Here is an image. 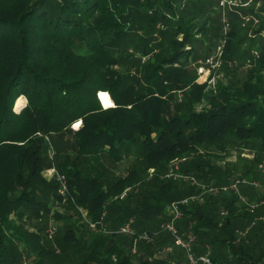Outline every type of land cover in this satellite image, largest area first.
<instances>
[{"label":"trees","instance_id":"1","mask_svg":"<svg viewBox=\"0 0 264 264\" xmlns=\"http://www.w3.org/2000/svg\"><path fill=\"white\" fill-rule=\"evenodd\" d=\"M189 6L196 5L0 0V264H191L182 248L162 256L174 241L162 228L172 218L170 205L203 189L184 187V179L172 176L171 162L185 160L178 173L211 186L230 177L219 164L230 149L253 144L264 150V85L255 69L242 85L217 93L198 83L200 61L222 41L203 57ZM239 10H231L239 22L226 14L237 33H224L223 15L215 26L201 13L208 16L197 31L217 30L211 37L225 39L221 69L234 68L238 51L231 45L239 35L241 42L248 38L242 35L246 16L260 20L254 32L264 29V0ZM262 38L257 58V40L250 41L240 61L245 68L249 60L264 67ZM122 66L132 72H119ZM100 92L110 97L101 101ZM179 93L183 104L174 96ZM21 97L25 103L17 110ZM204 101L209 106L197 112ZM251 165L238 169L242 178L261 182ZM53 168L54 182L45 176ZM58 177H64V194ZM254 193L251 203L264 200V192ZM225 195L181 207L176 225L181 233L194 231L192 254L199 258L210 249L213 264H264V221L255 222L264 206L252 213L233 193ZM63 200L77 218L72 223L70 216L53 240L38 216L50 218L52 205ZM27 218L40 228L31 230ZM129 220L133 235L120 232ZM144 234L154 240H141Z\"/></svg>","mask_w":264,"mask_h":264},{"label":"rangeland","instance_id":"2","mask_svg":"<svg viewBox=\"0 0 264 264\" xmlns=\"http://www.w3.org/2000/svg\"><path fill=\"white\" fill-rule=\"evenodd\" d=\"M190 1H193L196 6H191V7L189 6V9H188L189 16H194L193 22L196 23V27H195L196 36H198V38L203 42L202 50L204 52L203 57H205L206 54L208 53V49H210L211 45H214L215 43L217 45L219 43V41H222L225 44V39H223L222 37H220L219 39H217V38L215 39V38L211 37L212 33H213V35H217V33H218L217 30L213 31L212 33L210 32V30H204L203 32L197 31V30L202 28L201 27L202 20L204 18H206V16H208L205 13H203L201 15V13L207 12L208 14H210L212 22H214V25L217 26L218 25L217 22L219 20H221L222 15H223V19H224V17H226V14L230 15V17L232 18L233 12L231 10H233V9H231V10L230 9H226V10L221 9L219 7V1L218 0H190ZM259 2H261V0H259ZM180 5H184V4H180ZM203 6L205 9L203 8ZM236 10H238V11H235V13H237V14L240 13L239 9H236ZM204 15H205V17H203ZM187 18H189L188 15H187ZM232 19L237 21V22L241 21L239 18H232ZM224 23H225L224 25L222 24V27H223L222 30L224 31V33H229L231 30H236L235 31L236 33L239 31V27H235V29H233V28L231 29V24L229 21H224ZM246 26L247 27H245L246 29L243 30L242 35L248 36L247 39H249V41L247 42L246 41L247 39H246L245 40L246 43H245V41L241 42V39H240L241 37H239L241 35H239L237 37V40L234 41L231 45V46H235V48H237V51H238L237 60H235L233 63L234 68H232V67L230 68L228 65L225 64L226 66H224L222 69L220 68V69L213 70L211 73L207 69H204L202 72V70H200V68H199L198 83H200L201 85H206L208 92L217 93L223 87H225L229 84H235L237 81L240 82L242 85L245 80H247V79L249 80V78L252 74L250 72L254 69H255L254 75L256 76L255 77L256 81L258 82V84L262 83L264 85V67H260V65H261L260 63H258L256 66L253 65L250 68H245L244 64L240 63V61L242 62L245 58V56H244V55H246L245 50L250 47V45H249V44H251L250 41L251 40H254V41L257 40L255 43L256 44L255 49H259V46H260L259 39H260V37L264 38V29L262 30V33L260 35L257 34L258 32H254L255 29L256 30L258 29L257 28L258 25H256L254 22L248 23V24H246ZM222 30L220 31L221 35L223 32ZM263 38L261 40H263ZM243 43L248 44V46H245V48H244ZM241 44H243V46H241ZM229 62H230V64L232 63V61H229ZM259 67L261 69H259ZM118 70L121 73L130 72V70L132 72V69L128 66H122L121 68H118ZM174 96H176V98H177L176 101L178 103L183 104V100L185 99V96H183L182 93H179V94L174 95ZM177 102H176V104H177ZM208 106L209 105L207 104V102L204 101L200 104H197L195 106V110L197 112H201L203 109L207 108ZM179 159H181V158L175 159L171 162L172 163V166H171L172 176H174L176 178H180L179 181H182V179H184L185 180L184 181L185 182L184 187H189V185H191V184L196 185V184H193V180H197L198 181L197 185L202 186L203 189H202V192L195 194V195L199 198V200L202 203H204L212 194L215 196V198H221L225 194H226L225 196H228V198H231V196L227 195V193L224 191H222V193H220V194H222L220 196L218 194H214V189L220 190V189H224V188H229L231 183L235 182V181H239L238 192L229 191L230 193H228V194L233 193L234 196H237L240 201L245 203L246 207L249 208V210L253 204L255 205V203H251L249 200L252 195H254V196L256 195L254 192L257 191L259 193V195H261L264 192V182H263L264 181V150L259 145H253L252 144L245 149H239V148L230 149L228 151V155L226 156L225 163L219 162V164L223 166L222 167L223 169L230 170L229 173L227 174L230 177L222 176L223 182H221V181L217 182L215 180V181H213V185H211V186H207L205 184H202V181L195 179V177L180 175L178 173V171H180V168L182 167V165L185 162H180ZM252 163L257 165V173L259 174L260 178H263V180L261 179L262 180L261 182L256 181L255 179H253V177H250V176H248L247 178H242L241 172L238 171V169L241 168L242 165H247L248 167H253V165H251ZM234 167H237V168L234 172H232L231 170ZM45 176L50 181L54 182V180H56L55 179V169L53 168V169L48 170L45 173ZM57 184H60V185L63 184V182L59 179V177L57 178ZM253 186L257 189L252 190L251 187H253ZM182 189H184L183 185H182ZM211 191H212V194H211ZM58 192L60 194L63 193L62 191H59V190H58ZM134 198H136V196H134ZM122 199H124V197L121 198L120 200H122ZM124 200L126 201L127 198H125ZM243 200H245V202ZM260 202H256V204H259ZM125 204H126V202H125ZM68 205L69 204H67V200H63L62 202L61 201L55 202L52 205V214H51L50 218H47L46 215H44V216L39 215L38 216L39 219H42V222H40V227H45L48 224L46 229H44V234H48V230H49L50 226L57 227V232L51 237V239H53V240L56 239L57 236H59V235L62 236L64 234V231L66 229L65 223L69 222L68 219H70L69 218L70 216H73L71 218L72 223L77 218V215L74 216L76 214L75 211L70 210V209L68 210V208H70V206H68ZM126 205H124V206H126ZM241 206L244 207L243 205H241ZM257 208L254 211H256ZM223 215L226 216L227 212H223ZM59 216H61V217H59ZM106 218H109V216L106 215ZM131 221H134V220H131ZM258 221H264V216H260L255 220V222H258ZM25 224H26V226L31 225L29 218H27V221H25ZM40 227H36L34 225H31L30 229L36 231ZM94 227L95 226H93V228ZM142 236L140 238L141 240H144L147 243L152 242L148 239L142 238ZM134 250H137V244L136 243L134 244ZM134 250H133V252H134ZM139 251H140V249H139ZM138 256H140V252H139Z\"/></svg>","mask_w":264,"mask_h":264},{"label":"built area","instance_id":"3","mask_svg":"<svg viewBox=\"0 0 264 264\" xmlns=\"http://www.w3.org/2000/svg\"><path fill=\"white\" fill-rule=\"evenodd\" d=\"M219 1V7L223 10L226 9H239L241 7L245 8V7H251L254 3L255 0H248V1H243V0H218ZM261 6V3L258 4V7ZM264 18V15H263ZM245 23L244 26H246V24L251 23L252 21L258 25L259 24V19L258 18H254L251 15H248L244 18ZM224 21H227V17H224ZM223 49H224V43L221 42L220 46L217 48L216 52H214V54L212 56H210L207 60L205 61H200V63L202 64L200 67V70L207 69L210 73L213 70L216 69H220L222 67L223 64ZM260 55V50L259 49H255L253 50V56L255 58L259 57ZM256 60V59H255ZM246 67H251L252 66V62L249 60L246 64ZM185 160H181L180 162H184ZM59 179L63 182L62 184V194L65 193L66 191V186H65V182L64 177H59ZM198 182L196 180H193V184H197ZM238 185H239V181H235L232 182L229 188H224V189H214V194H218L220 195V193H222V191L226 192L227 194L230 193L229 191L232 192H238ZM212 194V191H211ZM199 198L197 196H191L188 197L182 201L179 202H174L170 205L169 210H170V214L172 216L171 220L168 223H165L162 225L163 230L169 232L173 238V244L172 245H167L164 247L163 251H162V255L164 257H166L169 254H172L174 252V248H182L186 251V253L188 254V257L190 259L191 264H198L200 262H202L203 264H213L210 260V255H211V250L208 249V253L204 256H201L199 258H196L192 253L193 251V246L196 242V235L194 233V231L192 230V228H190L189 230L181 233V231L178 229L176 222L181 220L183 217V211L181 209V207L183 206H189L190 204L198 201ZM245 202V200H243ZM259 206H264V200L261 201L259 204H253L250 208L251 212L253 213L254 210L259 207ZM133 221H130L129 224L125 225L124 227L121 228L120 232L121 233H125V234H130L133 235L134 231L131 228V224ZM254 224H256L254 222ZM57 232V227L55 226H50L49 230H48V236L51 238L55 233ZM242 234V233H241ZM244 234V233H243ZM142 238L144 239H148L150 241L154 240L153 236H150L148 234H144L142 236ZM134 252H136V250H134Z\"/></svg>","mask_w":264,"mask_h":264},{"label":"bare ground","instance_id":"4","mask_svg":"<svg viewBox=\"0 0 264 264\" xmlns=\"http://www.w3.org/2000/svg\"><path fill=\"white\" fill-rule=\"evenodd\" d=\"M103 95H108V94H102L101 95V98H102V96ZM109 96V95H108ZM110 97V96H109ZM111 99V98H110ZM102 100V99H101ZM25 103V98L24 97H21L19 100H18V102H17V104H16V109L17 110H19V108L20 107H22V105Z\"/></svg>","mask_w":264,"mask_h":264},{"label":"clouds","instance_id":"5","mask_svg":"<svg viewBox=\"0 0 264 264\" xmlns=\"http://www.w3.org/2000/svg\"><path fill=\"white\" fill-rule=\"evenodd\" d=\"M101 94H108V93L100 92V93H99V97H100V99H101V96H100ZM101 101H102V100H101ZM103 105H104V104H103ZM79 124H81V123H78V124H76V125H79ZM78 128H79V127H78ZM78 128H77V129H78ZM75 129H76V128H75Z\"/></svg>","mask_w":264,"mask_h":264},{"label":"snow or ice","instance_id":"6","mask_svg":"<svg viewBox=\"0 0 264 264\" xmlns=\"http://www.w3.org/2000/svg\"><path fill=\"white\" fill-rule=\"evenodd\" d=\"M77 125H74V127H76Z\"/></svg>","mask_w":264,"mask_h":264},{"label":"water","instance_id":"7","mask_svg":"<svg viewBox=\"0 0 264 264\" xmlns=\"http://www.w3.org/2000/svg\"><path fill=\"white\" fill-rule=\"evenodd\" d=\"M113 102V101H112ZM113 106H114V102H113Z\"/></svg>","mask_w":264,"mask_h":264}]
</instances>
